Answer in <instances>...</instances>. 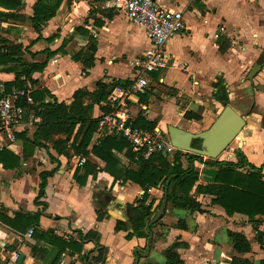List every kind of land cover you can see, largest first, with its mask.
<instances>
[{
  "label": "crops",
  "instance_id": "crops-1",
  "mask_svg": "<svg viewBox=\"0 0 264 264\" xmlns=\"http://www.w3.org/2000/svg\"><path fill=\"white\" fill-rule=\"evenodd\" d=\"M36 1L23 0L21 13L31 17ZM157 1L166 8L182 11L185 28L168 41L166 66L150 75L147 92L131 98L135 119L155 123L154 130L163 134L168 125L194 133L206 130L224 108L214 97L216 84L222 83L228 92V105L247 121L223 155L217 159L203 157L194 163L198 181L191 195L204 212L174 208L167 203L159 223L151 227L163 200V190L151 187L146 191L130 180L115 179L103 170L105 162L92 153L67 157L50 147L58 165L43 148L25 150L20 138L13 148L7 149L20 157V166L4 169L0 164V211L12 218L18 212L42 210V205L34 204L40 174L57 169L48 178L42 199L47 207L38 228L51 235L50 239L82 245L80 252H63L57 264H164L166 251L178 236L175 225L180 220L187 227L182 232L187 246L176 251L184 264H231L234 257L264 264V244L257 241V231L248 216H229L224 208L213 203V196L196 193L198 185L213 183L219 171L208 162H236L237 149L254 166H263L264 173V0ZM13 25L20 27L17 40L28 49L24 58L45 64L43 70L32 74L35 84L31 85L34 92L45 89L51 94L45 102L57 99L71 104L76 91L94 92L99 81L112 84L120 80L131 85L133 62L149 45L140 26L103 0H62L56 16L46 22L40 33L29 21ZM15 33L10 32L8 39L14 41ZM89 45L95 47L93 64L85 67L74 60V55L83 51L88 56ZM163 88L168 92H163ZM107 108L106 103L95 104L93 118ZM24 131L28 138H33L34 127ZM99 140L95 132L91 145ZM118 157L128 168H137L124 154ZM82 158L93 165L92 173L86 177L85 163L79 164ZM182 165L188 167L184 157ZM144 194L146 204L151 205L146 206L150 213L146 219L148 236L138 237L131 233L123 216L128 215L130 221L129 206L137 204ZM257 218L262 220L259 230L264 243V218ZM118 222H126L127 227L118 228ZM29 230L20 234L0 224V264L10 262L14 253L18 258L12 264H18L20 254L25 256L22 264L53 263L59 247L43 238L28 236ZM230 231L246 235L252 245L249 253L234 251Z\"/></svg>",
  "mask_w": 264,
  "mask_h": 264
},
{
  "label": "trees",
  "instance_id": "trees-1",
  "mask_svg": "<svg viewBox=\"0 0 264 264\" xmlns=\"http://www.w3.org/2000/svg\"><path fill=\"white\" fill-rule=\"evenodd\" d=\"M62 0H37L33 7V15L27 17L21 13L24 7L23 0H0V20L4 23L10 21L8 31L20 33V27L13 24L23 25L26 21L30 22L36 33H40L46 22L54 18ZM87 50L90 54L87 56L83 51L74 55V60L81 61L85 67H91L93 64V53L95 47L89 45ZM28 49L23 48V44H16L5 38H0V84H3L7 92L12 88H23L29 83L35 84L32 74L43 70L45 64L31 63L24 58V53ZM128 83L120 80L107 84L104 81L97 83V90L89 92L88 90H78L74 93L71 104L60 103L57 99L51 102H45V97H51L47 90H37L33 92L36 115L40 122L34 125L35 131L33 138L27 137L26 131L18 133L17 138L23 139L24 149L31 150L35 147L43 148L48 152L49 159L57 162V159L50 153L52 147L58 154L71 157L72 155L87 156L92 153L105 162L104 171L109 173L115 179L122 181H132L138 184L146 191L149 188H159L165 190L169 179L167 203L174 208L188 209L191 211L204 212L200 203L191 195V191L198 181V172L194 163L202 161L203 157L196 154L185 153L177 150L170 157L161 153H155L148 159L138 156L132 149L131 144L123 137L118 135H106L100 138L97 144L91 145V140L98 128L100 116L93 118L92 112L95 104L106 103L107 109L110 110L107 103L109 88L117 86L128 87ZM217 91L214 93L216 101L223 107L228 105V92L222 83L216 84ZM86 100L89 102L86 104ZM103 112V113H105ZM189 117V115H186ZM134 123L141 128L154 132L155 123H150L142 118L134 119ZM64 139H61L63 138ZM194 147L200 146V141L193 142ZM71 150L74 151L71 154ZM118 154H124L132 164L137 168H128L124 165ZM237 161H210L211 165L219 168L214 182L207 185H198L196 193L208 194L214 197L213 203L220 205L226 211L227 215L232 216L240 213L248 216L250 223L253 224L257 231V241L263 246V233L259 230L264 218V173L263 166L258 168L251 164L243 151H235ZM188 162V167L182 165V158ZM0 164L4 169L18 168L21 164L19 156L11 151L0 150ZM86 172L92 173L93 165L86 162L84 165ZM57 169L40 174L41 183L39 191L34 199L35 205H42V210L35 212L24 211L18 212L14 217H9L5 212L0 211V224L11 230L25 234L32 229L34 238H43L52 242L59 247V254L52 264H57L61 254L71 249L72 254L80 252L81 244L74 242L66 243L63 240L53 237L50 239L49 234L42 232L39 228V219L44 214L47 207L46 202L42 201L45 197V191L48 184V178L54 176ZM84 182H82L83 184ZM147 195L144 194L137 204L129 206L130 223L132 234L138 237L148 236L146 219L150 213H146ZM44 208V210H43ZM2 210V209H1ZM160 221V220H159ZM159 221L152 223L151 227L158 224ZM118 228L127 227L126 222H118ZM178 229V236L170 248L166 251V263L164 264H184L177 249L187 246L184 241L183 231L187 230L184 221H178L175 225ZM229 237L234 251L238 254L249 253L252 245L245 234L240 232H229ZM77 247V248H76ZM231 264H253L248 259L234 257Z\"/></svg>",
  "mask_w": 264,
  "mask_h": 264
},
{
  "label": "built area",
  "instance_id": "built-area-1",
  "mask_svg": "<svg viewBox=\"0 0 264 264\" xmlns=\"http://www.w3.org/2000/svg\"><path fill=\"white\" fill-rule=\"evenodd\" d=\"M111 8L122 12L129 21L140 26L149 45L142 56L133 62L134 79L128 87L117 86L108 96V112L100 115L97 128L98 140L106 135L125 138L133 151L145 159L155 153L172 155L177 149L172 146L167 134L151 132L134 123V115L129 101L132 92L146 93L150 85V75L163 69L169 58L166 45L170 39L179 35L185 28L182 11L166 8L157 0H103ZM57 62L56 59L53 60ZM34 88L31 84L23 88L6 91L0 84V150L10 149L17 143V134L40 122L33 108ZM85 159L79 160V164ZM32 235V229L28 236ZM14 253L10 262L17 261Z\"/></svg>",
  "mask_w": 264,
  "mask_h": 264
},
{
  "label": "water",
  "instance_id": "water-1",
  "mask_svg": "<svg viewBox=\"0 0 264 264\" xmlns=\"http://www.w3.org/2000/svg\"><path fill=\"white\" fill-rule=\"evenodd\" d=\"M112 89L113 88L111 87L109 92H111ZM246 123V118L240 115L230 105H226L221 110L216 120L206 130L194 133L176 125H168L166 134L168 135L172 146L177 150L200 155L209 159H217L233 144L234 140L246 126ZM195 140L200 141L199 147L193 146ZM170 180L171 179L168 180L164 190V196L159 210L154 219L150 222V225L159 221L166 210ZM145 209L146 213H149V208L146 207ZM124 218L131 227L129 216L124 214L123 219ZM147 230H150V226ZM24 257V254H20L17 263L22 264Z\"/></svg>",
  "mask_w": 264,
  "mask_h": 264
},
{
  "label": "rangeland",
  "instance_id": "rangeland-1",
  "mask_svg": "<svg viewBox=\"0 0 264 264\" xmlns=\"http://www.w3.org/2000/svg\"><path fill=\"white\" fill-rule=\"evenodd\" d=\"M0 11H2V10L0 9ZM0 19H1V18H0ZM9 23H10V21L7 22V23H4L3 21L0 20V38H5L6 40L11 41V40L8 39V34L10 33V31H8V28H10ZM18 35H20V33L16 32V33L13 35V40H14V41H11V42H14V43H16V44H19V41L17 40V36H18ZM148 89H149V88H148ZM148 89H147V90H148ZM155 89H158V90L160 91L159 88H155ZM158 90H157V91H158ZM162 91L165 92V93L168 92V91H167V88H163ZM162 91H161V92H162ZM146 92H147V91H146ZM139 94H141V93H135V92H132V96H131V98H132L133 96H135V95H139ZM129 104H130L131 106H133L132 99L129 101ZM61 139H64V137L61 138ZM73 153H74V151L71 150V154H73ZM170 156H171V155H170Z\"/></svg>",
  "mask_w": 264,
  "mask_h": 264
}]
</instances>
